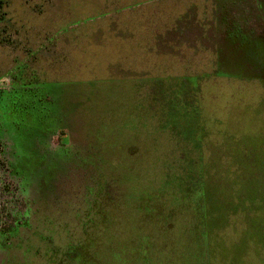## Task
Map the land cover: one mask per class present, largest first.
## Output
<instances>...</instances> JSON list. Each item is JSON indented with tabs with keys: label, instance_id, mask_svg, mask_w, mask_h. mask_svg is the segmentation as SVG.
Listing matches in <instances>:
<instances>
[{
	"label": "rangeland",
	"instance_id": "374dc122",
	"mask_svg": "<svg viewBox=\"0 0 264 264\" xmlns=\"http://www.w3.org/2000/svg\"><path fill=\"white\" fill-rule=\"evenodd\" d=\"M6 14L0 264H264V0Z\"/></svg>",
	"mask_w": 264,
	"mask_h": 264
},
{
	"label": "trees",
	"instance_id": "16d2710c",
	"mask_svg": "<svg viewBox=\"0 0 264 264\" xmlns=\"http://www.w3.org/2000/svg\"><path fill=\"white\" fill-rule=\"evenodd\" d=\"M8 2H10V0H0V32L3 31V29L1 28V24H3L7 20L6 9H7ZM0 37H1V33H0ZM16 69L20 70V66H16ZM35 78H36V75L34 77H33V75H30V77L27 80L36 81ZM23 86H25V85H23ZM4 232L5 233L8 232V229L5 230Z\"/></svg>",
	"mask_w": 264,
	"mask_h": 264
}]
</instances>
